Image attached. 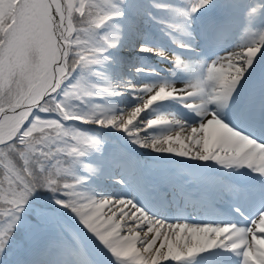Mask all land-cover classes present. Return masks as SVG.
I'll return each mask as SVG.
<instances>
[{
	"label": "snow or ice",
	"instance_id": "1",
	"mask_svg": "<svg viewBox=\"0 0 264 264\" xmlns=\"http://www.w3.org/2000/svg\"><path fill=\"white\" fill-rule=\"evenodd\" d=\"M211 3L212 0H197L191 11L198 12ZM112 7L110 0H96L95 3H88L86 0H79V3H74L73 0H58V7L55 8L49 7L48 0H4L0 4V44H2L0 46V84H10L14 76L23 75L29 71L27 56L33 48L39 49L45 59L50 58L53 51L49 44L50 33L47 30L50 15L55 16L58 22L63 19V23L67 27L69 20L72 22L73 14L79 13L81 27L76 28L73 23L72 26L87 34L81 45L84 52L88 54L87 65L98 63L95 57L99 49L90 45L88 37L93 28L101 27L113 16L122 15L120 12L113 11ZM253 46L258 47V52L254 56L246 55L249 47ZM245 47L246 52L233 50L218 58L208 69V78L205 84L197 86L196 90L179 94L195 96L198 92H202L210 82L212 91L216 93V99L229 100L249 68L255 63L257 56H264V51H262L264 49V34L259 36V40H251ZM141 50L153 51L148 48ZM176 63L179 64V60ZM41 70L50 72L51 69L50 66L45 69V66L42 65ZM77 87L81 88L80 85ZM146 91L151 92V89H146ZM174 94H177L175 90L160 87L154 94L149 95L141 106L127 113V119H125V115L97 119L89 116L79 119L85 123H96L100 126L120 127L136 137V143H142L138 136L140 129L135 127L133 120L155 101ZM22 110H25L24 106L17 105L0 112V121L6 122L4 125L6 131L2 138L3 143H0V149L9 146L23 147L20 133L28 127L31 116L26 122H23V127H20L15 114ZM35 112L36 110H33V114ZM146 123L150 127L161 123V121L152 119ZM17 129L19 130L17 131ZM229 129L240 132L223 122L221 118L210 115L206 122L199 126L190 128L182 126L174 136L170 135L162 140H154L151 144L144 146L204 161L214 160L228 164L247 165L249 168L264 173V167H260L258 163L255 167L252 166L256 159L254 153L251 156L241 153L233 159L234 152L239 145L230 134ZM186 130H189L188 134L182 135ZM96 143L94 138L73 128L65 127L57 154L65 153L69 157L80 156L88 147ZM252 143L264 146V143L249 137V144ZM50 155L52 154L43 156V159H48ZM37 163H41V161L37 160ZM0 170H2L0 172L2 175V179H0V256H3L29 199L40 191L49 189L47 183L49 177H42L36 164L27 160L26 153L20 151H17L15 155H8L7 159L0 158ZM67 175V169L64 167L62 174L53 181L56 187L52 192L58 196L63 193L56 203L63 204L65 208L73 211L83 225L121 264H140V262L133 261L132 257L134 253L139 255L141 251L147 254L142 258L146 264H162V262L168 261L179 262L202 253H207L211 257V250L218 247L242 256V264H257L256 254L262 250L261 243H264V224L260 219L261 216H264V210L259 211L250 221L251 226L247 227L233 226L231 223L216 226L213 224L168 223L156 219L158 222L153 221L151 226L147 224V232L152 235H148V238L143 242V249H140L137 248L135 240L131 245H126L125 240L129 237L123 235L121 231V221H124L126 216L135 214V209L129 212L132 206L128 203V199L121 201L119 198H94L77 191L76 185L80 183L79 178L69 182V179L65 178ZM136 215L138 216V214ZM131 222L136 224L139 223V220ZM128 231L129 226L127 227ZM194 234L202 235L194 236ZM158 241L159 246L157 247ZM215 259L217 264H222V255H218ZM261 264H264V261Z\"/></svg>",
	"mask_w": 264,
	"mask_h": 264
},
{
	"label": "clouds",
	"instance_id": "2",
	"mask_svg": "<svg viewBox=\"0 0 264 264\" xmlns=\"http://www.w3.org/2000/svg\"><path fill=\"white\" fill-rule=\"evenodd\" d=\"M48 3L50 8L58 7V0H48ZM260 9H264V3L255 2L250 11ZM47 30L50 33L49 44L53 50L50 58L45 59L39 49L33 48L27 56L29 71L23 75L17 74L14 76L10 84H0V112L10 107L14 108L17 105L24 106L25 110L15 114L20 127H23V122H26L28 117L31 116L28 127L20 133L23 147L14 148L9 146L0 149V158L7 159L8 155H15L17 151L25 152L26 159L36 164L42 177H49L47 183L49 190L52 191L56 187L53 181L62 174L64 166L59 163V160L51 167H46L44 162L53 158L60 148L65 133V126L62 122L82 118L76 110L70 107L69 101L79 100L84 95V90L77 87L79 82L66 85V81L75 69L87 65L86 57L88 54L81 47L87 34L73 28L71 20H69L66 27L63 19L58 22L55 16L50 15ZM258 50L256 46L249 47L245 54L254 56ZM42 65L45 66V69L50 66V72L47 70L42 71ZM42 101L43 103H41ZM33 110H36L35 114H33ZM41 113H55V118H44ZM5 123L0 121V143H3L2 138L6 131ZM229 132L239 145L234 152L233 159L241 153H247L249 156L254 153L256 159L253 161L252 166L255 167L258 163L260 167H264V146L255 143L249 144V137L240 132L231 129H229ZM49 153L52 155L48 156L46 160L43 159V156ZM37 160H40L41 163H37ZM128 203L132 206L129 212L135 209V214L124 218V223L129 225L127 234L129 238L125 240V244L131 245L135 240L136 244H139V248L143 249V242L148 238L149 233L143 231L141 225L147 223L151 226L156 219L146 214L131 199H128ZM260 219L264 224V216H261ZM133 220H139V223L129 224ZM199 235L202 234H194V236ZM146 255L145 252L141 251L139 255L134 253L132 259L140 262V264H146V261H142V258ZM256 255L258 257L257 264H261L264 261V249Z\"/></svg>",
	"mask_w": 264,
	"mask_h": 264
},
{
	"label": "bare ground",
	"instance_id": "3",
	"mask_svg": "<svg viewBox=\"0 0 264 264\" xmlns=\"http://www.w3.org/2000/svg\"><path fill=\"white\" fill-rule=\"evenodd\" d=\"M141 19H142V17H141ZM143 48H145V47H143ZM140 70H141L140 68H136V69L131 70V71L135 74V72H138ZM119 84L121 85L122 83H119ZM120 89H121V87H120ZM123 89H124L123 92L118 93V98L121 99V100H123V101H125V100L127 101L128 98H132V99H134V98H140V95L143 92V88L140 85H135L133 83L130 84L128 81L125 84V87ZM124 91H126V93H124ZM220 101H221V99H215V102L218 105L220 104ZM227 102H228V100H227ZM141 105H139V106H141ZM218 108H220V107L218 106ZM134 109L135 108L129 109V107L128 106H125V103H123L122 105H120L119 110L110 111V114L111 115L108 116L107 118H110V117H113V116L125 115V119H127V115L126 114L129 113V112H131ZM137 119L138 118L136 117L133 120L134 125L136 124V120ZM129 127H131V125H129ZM113 129L121 130L122 128H120V127H113ZM188 131L184 132L182 135H187L188 134ZM175 133L176 132H173V133L169 134L168 136H170V135H173L174 136ZM145 135L146 134H143V133H141V131H139L138 136H139V139L141 140L142 143H137L136 146L140 150H142L143 152L147 153L150 156H157V157H162V158H172V157H175L176 158V157H178L177 154H175V153H168V152H163V151H157L155 148L144 146L146 144H151L153 142V141H148L145 138ZM183 158H185V159H196V160H200V159H197V158H192L190 156L189 157H183ZM125 210L127 211V209H125ZM105 211H107V209H105ZM118 215H119V213H118ZM129 224H133V223L130 221ZM121 225H122V228H121L122 234L123 235H127L128 234L127 227L129 225L128 224H125L124 221H121ZM141 227H143V231H145V232L147 231V223H144L143 225H141ZM142 234L143 233H141V235ZM149 235H152V234L149 233ZM158 246H159V241L157 242V247ZM137 248H139V244H137ZM165 263H167V262H162V264H165Z\"/></svg>",
	"mask_w": 264,
	"mask_h": 264
},
{
	"label": "trees",
	"instance_id": "4",
	"mask_svg": "<svg viewBox=\"0 0 264 264\" xmlns=\"http://www.w3.org/2000/svg\"><path fill=\"white\" fill-rule=\"evenodd\" d=\"M96 1H94V3H95ZM81 76H82V74H80ZM83 75H85V74H83ZM77 82H79V85L81 86V88L84 90V93L85 94H88L89 92H90V90H89V88H88V81L84 78H82V79H80V80H76V83ZM85 94L84 95H82V96H84L85 97ZM69 105H70V107H72V108H74L75 106H85V104H84V102L81 100V99H79V100H71V101H69ZM78 112V111H77ZM79 113H81V112H78V114ZM83 113V112H82ZM86 113H88V112H86ZM55 113H41V116L42 117H44V118H48V119H52L53 117H48V116H52V115H54ZM46 115V116H45ZM85 116V115H84ZM69 128H73V129H75V130H77L78 132H81V130H79L77 127H75L74 125L73 126H70ZM58 154H56V155H54L53 156V158H51L50 160H48V161H52V162H49V163H47V165H46V167H51L53 164H55V162H53V160H55V159H57V156ZM66 157H68V156H66ZM26 262H27V260H25Z\"/></svg>",
	"mask_w": 264,
	"mask_h": 264
},
{
	"label": "rangeland",
	"instance_id": "5",
	"mask_svg": "<svg viewBox=\"0 0 264 264\" xmlns=\"http://www.w3.org/2000/svg\"><path fill=\"white\" fill-rule=\"evenodd\" d=\"M197 1L196 0H190V4L193 3V5L196 3ZM107 27V26H106ZM122 27L118 26L116 29H121ZM115 29V28H114ZM138 107V106H137Z\"/></svg>",
	"mask_w": 264,
	"mask_h": 264
}]
</instances>
